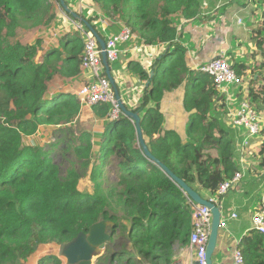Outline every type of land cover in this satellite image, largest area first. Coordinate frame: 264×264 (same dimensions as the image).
Instances as JSON below:
<instances>
[{"label": "trees", "instance_id": "obj_1", "mask_svg": "<svg viewBox=\"0 0 264 264\" xmlns=\"http://www.w3.org/2000/svg\"><path fill=\"white\" fill-rule=\"evenodd\" d=\"M90 1L97 11L87 16L72 12L65 0L68 11L59 0H0V264H30L36 256V264H63L56 254L40 256L41 248L68 243L99 221L113 228L95 264H173L175 247L189 243L197 204L161 165L203 199V193L215 196L222 182L242 171L234 160L235 135L225 122L221 94L208 75L187 66L181 26H176L203 15L210 0ZM256 6L261 10L252 30L253 56L262 63L248 82V98L264 115V0H257ZM60 12L72 28L50 35L47 28L62 17ZM101 18L109 27H130L146 46H165L149 71L139 63L128 65L147 85L142 103L131 111L140 118L149 156L121 110L110 118L109 103L91 107L96 120L91 131L76 127L82 104L72 91L83 74L82 31L96 33L105 42L97 29ZM45 28L33 41L24 40ZM230 65L244 77L246 67ZM180 86L188 115L184 133L179 127H165L161 108L166 93ZM115 89L111 87L114 94ZM44 127L55 128L60 138L36 144L33 138ZM258 157L257 168L264 173V141ZM112 158L116 180L105 188V167ZM87 176L92 193L77 188ZM237 247L244 264H264V235L253 231L252 238Z\"/></svg>", "mask_w": 264, "mask_h": 264}, {"label": "crops", "instance_id": "obj_2", "mask_svg": "<svg viewBox=\"0 0 264 264\" xmlns=\"http://www.w3.org/2000/svg\"><path fill=\"white\" fill-rule=\"evenodd\" d=\"M68 2L69 8H73V6H77V3L79 4L78 0L73 1V0H65ZM84 5L85 1L81 0ZM217 1V0H216ZM257 1V0H256ZM91 2V1H90ZM229 4V5H228ZM82 5V3H81ZM204 6V13L203 15H208L210 14L211 16H214V22H224L225 27L224 28H218L217 30H213L212 28H206L209 30V35L208 38H205L203 35V28L201 25H197L196 22H191L189 24L185 25H179L181 26L180 28L178 27V30L181 35V42L182 44L186 47V57L185 61L186 64L189 68L192 69H199L207 64L209 61L216 59V58H224L227 59L228 61L231 58H236L239 55L243 54L247 56V59L245 62H241L240 64L246 67L247 69L245 70V74L249 73L250 69H253L254 66L258 68L260 66L261 60L259 57L253 56V40H252V30L254 29V23H257V11L255 12L253 10L258 9V6H254L257 4H253L252 0H224V4L222 5H227V6H218L215 2H211V4L208 6ZM222 7V8H221ZM70 8V9H71ZM96 6L90 5V9H95ZM253 8V10H252ZM84 9L81 7L78 9V12L84 13ZM260 11V10H259ZM65 17L66 16H62ZM243 17L246 18V24L244 23V20L242 19ZM216 19V20H215ZM198 20V19H197ZM230 22L231 27L228 24ZM201 24V23H200ZM228 24V25H227ZM73 23L66 19V22H62V19H55L54 22L47 28L48 33L50 35L56 36L58 32H61L63 30H69L72 28ZM192 25V27L190 26ZM97 27H99L101 34L104 36V38H107L110 35H113L117 32H119L122 28L121 25L109 27L105 24L98 23ZM111 28V29H109ZM46 32L45 29H41V32H33L35 35L33 36L32 40L33 41L38 35H43ZM212 32H215L216 35L213 36ZM134 34V32H133ZM183 34L186 35V38H188V42H184L183 39ZM246 35L248 37V44L250 45V50L245 51L240 40V36ZM135 36V34H134ZM225 39L227 45L225 48L223 46H219L220 44L219 39ZM28 41V40H26ZM232 41L236 42V45L238 47V50L234 52V56L232 57L231 55H228V52L231 50L230 43ZM165 49V46L162 45H152V46H146L142 42V40L139 39L138 36H135L130 42H128L125 45H122L120 47V54L118 59L120 58V62L122 65H118L119 67L115 68L117 71H122V67L126 66V64L130 62H135L139 63L144 70L149 71L150 69V64L154 61L156 56H159L160 54L163 53ZM208 49L209 52L214 51L215 56L208 60L205 64L201 65V54L203 50ZM220 50V52H217ZM207 51V50H206ZM158 52V53H156ZM131 55H134V58L132 59ZM252 56V59H251ZM258 58V59H256ZM118 59L116 61H118ZM249 60L253 63L251 65L249 63ZM235 63L238 61H234ZM240 62V61H239ZM115 63V62H114ZM228 63L231 64L229 61ZM255 63V64H254ZM201 65V66H200ZM110 67V66H109ZM256 68V69H257ZM111 68H109V74H111ZM152 73V72H151ZM129 74V73H128ZM119 80H122L123 74L119 75ZM125 79V77H124ZM244 79V78H243ZM118 81H113L115 84ZM249 80V79H248ZM89 81V74L88 72L84 71L83 74L80 76L79 79V85L78 87L72 91L75 95L81 84L84 82ZM122 83V82H121ZM185 84V83H184ZM147 85L145 84L144 81L139 80V78L135 75L131 74V84L128 83H123L118 85L119 89V95L121 102L125 107L128 108L129 111L132 109L136 108L138 105H140L142 102V99L145 96V87ZM238 85H231L226 88V92H222L220 89H217L219 93L221 94L220 99H223L224 107L226 106V111L228 110H235L237 108L238 103L241 101L238 100L240 99L238 97L237 90L234 87H237ZM248 87L245 90H247ZM181 90L182 91V96L176 97L174 94L177 93V91ZM249 93V90H248ZM246 94V93H245ZM248 95V94H246ZM183 96H184V86H180L178 89H176L174 92L166 93L164 96V99L162 100L161 103V108L162 111L164 112L165 115V127L167 129H175L177 128L178 123L182 124V131L183 133L186 130V125H187V120H188V115L183 109L182 101H183ZM142 98L139 101H136L139 98ZM240 101V102H238ZM243 101V100H242ZM229 105H232L229 107ZM111 112V111H110ZM227 114V113H226ZM260 115V114H259ZM110 116V114H109ZM264 116V115H263ZM261 117V115H260ZM78 122L83 125H88L89 128L93 129L94 125L96 123V120L92 114L91 107H87L82 105L81 107V112L78 118ZM225 122L227 123V115L225 117ZM83 129V128H82ZM91 129H84L91 131ZM262 130V128H261ZM41 131V130H40ZM233 132V131H232ZM234 135L236 136V142H235V158L234 160H238L237 156V148L239 146V142L241 141L242 137L238 131L233 132ZM261 134V133H260ZM262 135V134H261ZM260 135V136H261ZM186 138V136H183ZM252 147L249 148V150L244 151L245 158H248V160L252 157L255 156L257 152H255V149H259V144L264 141L262 137L259 139H252ZM214 155V153H212ZM235 162L238 164V161ZM258 162H256L257 164ZM256 171H260L257 167H254ZM249 169V168H248ZM247 170V168H245ZM250 171L249 173H251ZM248 173V174H249ZM261 173V172H260ZM247 174V176H248ZM261 175H264V173H261ZM82 180V179H81ZM80 180V181H81ZM79 181V182H80ZM90 181V180H89ZM91 183V182H90ZM257 182H254L252 184H255ZM238 184H242V182H239ZM245 185L243 182L241 187ZM237 187V186H236ZM235 187V189H236ZM262 189V188H261ZM80 191V190H79ZM251 191V189H250ZM82 192V191H80ZM243 192V191H242ZM241 192V193H242ZM85 193V192H84ZM89 193V192H88ZM92 193V192H91ZM229 191L223 195L221 198L220 196H216L218 200L221 202V222L225 224L224 227L219 228V234H218V242H217V247L216 250L213 254L214 257V263L213 264H232V254L235 249V247L242 245L243 242L247 239L252 238V232L253 230V223H252V218L256 212L259 211L261 208V202L263 201V197L259 198L258 193L255 194H246L242 195L240 197L233 196L229 202L225 201ZM203 196L208 199L214 198L215 196H210L208 193H203ZM261 200V201H260ZM252 205L251 208H253V212L250 210V206ZM223 207V209H222ZM248 209V210H247ZM226 214V215H225ZM232 214L236 215V218H232ZM245 217V218H244ZM241 218H243L241 220ZM232 221L233 224L230 226L228 225V222ZM222 229V230H221ZM222 231V233L220 232ZM223 233H225L226 237L230 240V243H227L224 238H223ZM239 248V247H238ZM256 248V247H255ZM254 248V249H255ZM240 249V248H239ZM174 258H173V263L177 264H191L193 263V256L192 252L189 249V245L183 246V245H177L174 250ZM63 264L64 261L62 260Z\"/></svg>", "mask_w": 264, "mask_h": 264}, {"label": "built area", "instance_id": "obj_3", "mask_svg": "<svg viewBox=\"0 0 264 264\" xmlns=\"http://www.w3.org/2000/svg\"><path fill=\"white\" fill-rule=\"evenodd\" d=\"M99 23L107 25L106 20L102 18L99 20ZM82 33L85 42L82 69L83 72H88L89 81L81 84L76 92V96L81 104L87 107H92L99 103L111 104L110 118L115 119L120 113V108L111 90L108 78L103 76L104 67L102 65L100 46L92 34L85 31H82ZM133 37V32L128 27H124L119 32L108 36L104 42L107 63L115 62L120 54L119 45L127 44ZM200 71L208 75L215 88L220 89L222 92H226V88L231 85H239L241 81L239 79L240 77L236 75V72L224 58H216L209 61L200 68ZM228 112H230L229 115L231 116V127L238 130L242 137L238 146V152L242 156L244 151L252 147V139L260 134L261 117L249 101L246 100L238 103L235 110H229ZM238 165L242 171H237L231 179L222 182L217 190L216 196L225 195L230 189L237 186L243 178L245 168L242 167V162ZM216 196L209 199V202L220 209L221 202ZM192 210V229L188 243L193 256V263L191 264H207L206 249L212 216L209 208L203 205L193 206ZM232 218H236V215L232 214ZM252 223L253 230L264 235V208L259 209L254 214ZM224 226L225 224L220 222V227ZM232 264H244V256L238 247H235L233 251Z\"/></svg>", "mask_w": 264, "mask_h": 264}, {"label": "rangeland", "instance_id": "obj_4", "mask_svg": "<svg viewBox=\"0 0 264 264\" xmlns=\"http://www.w3.org/2000/svg\"><path fill=\"white\" fill-rule=\"evenodd\" d=\"M73 1H77V0H73ZM85 1V5H84V3L81 1V0H78V2H79V4L77 3V6L75 7V6H73V8H71V11L72 12H77L78 11V9L81 7L82 9H84L85 11H84V13L87 15V16H89V15H94L95 13H96V11H97V7L93 10V9H90V5H92V3L90 2V0H84ZM233 1V0H232ZM253 1V4H257V1L256 0H252ZM211 2H215L218 6H227V5H222V4H224V0H210V3H209V5L211 4ZM81 3H82V5H81ZM208 5V6H209ZM229 5V4H228ZM254 6H256V5H254ZM221 7V8H222ZM252 10H253V8H252ZM256 10H258L257 11V20H258V15H259V13H260V11L259 10H261V7L260 8H258V9H256L255 8V10H253L254 12L256 11ZM60 14H61V12H60ZM62 16H65L64 14H61ZM62 18V17H61ZM67 18V17H66ZM214 16H211L210 14H208V15H200L199 16V18H197V19H194V20H192V21H190V22H187V24H189V23H191V22H196L197 21V25L199 26V25H201V27L203 28V30H204V32H203V35L205 36V38H208V33H209V30L208 29H206V28H212L213 30H217L218 28H224L225 27V25H224V22L223 21H221V22H214L213 20H214ZM246 18L247 17H243L242 19L244 20V23L246 24ZM69 19V18H68ZM216 20V19H215ZM62 22H65L64 20H62ZM99 23V22H98ZM201 23V24H200ZM114 24V23H113ZM179 24H181V22L179 21V22H177L176 23V26L177 25H179ZM186 24V23H185ZM184 24V25H185ZM228 24L230 25L231 23L230 22H228ZM227 24V25H228ZM255 24L256 23H254L253 25L255 26ZM109 25H112V23H109ZM115 26H116V24H115ZM191 27H192V25H190ZM227 27H231V25L230 26H227ZM130 28V27H129ZM97 29H98V31H99V33H101V31H100V29H99V27H97ZM109 29H111V28H109ZM131 29V28H130ZM132 32H134V34H135V31L134 30H132ZM36 33V32H35ZM35 33H33V32H31V33H29V34H27L26 35V37H25V39L24 40H28V41H30V40H32V38H33V36L35 35ZM133 34V35H134ZM212 34H213V36H215L216 35V33L215 32H212ZM135 36H136V34H135ZM134 36V37H135ZM133 37V38H134ZM186 38V35L185 34H183V39H185ZM240 40H241V44H242V46H243V48H244V50L245 51H249L250 50V45L248 44V37L246 36V35H242V36H240ZM184 42H188V38H186L185 40H184ZM219 42H220V44H218L219 46H223V48H225L226 47V45H227V43H226V41H225V39L223 38V39H219ZM122 45H125V44H121V45H119V49H120V47L122 46ZM230 46H231V50L228 52V55H231L232 57L234 56V52L236 51V50H238V47H237V45H236V42L235 41H232L231 43H230ZM207 50V51H206ZM206 50H203V52H202V54H201V65H203V64H205L208 60H210V59H212L214 56H215V52L214 51H211V52H209L208 51V49H206ZM217 52H220V50H218ZM156 53H158V52H156ZM131 57H132V59L134 58V55H131ZM246 59H247V56H245V55H243V54H241V55H239L238 57H236V58H231L229 61L231 62V64H233V63H235L234 61H238V62H236V63H241V62H245L246 61ZM251 59H252V56H251ZM254 59V58H253ZM252 59V60H253ZM256 59H258V58H256ZM226 61H228L227 59H226ZM228 61V62H229ZM240 61V62H239ZM258 61H259V59H258ZM260 62V61H259ZM249 63L251 64V65H253V63L249 60ZM255 64V63H254ZM118 65H122L121 64V62H120V58L118 59V61H115V63L114 62H109V66H110V68H111V74H110V77L112 78V80L113 81H118L119 80V75H122L123 74V77H122V80L120 81L119 80V82H117L116 83V85L118 86V85H120V84H125V83H128V84H131V72L130 71H128V63L126 64V66H124V67H122V71H117V70H115V68L117 67H119ZM200 65V66H201ZM256 68H257V66L255 67L254 66V68L253 69H250L249 70V73L248 74H245L244 75V77H242V78H239L241 81H240V83H239V85L237 86V87H234L235 89H233V90H237L238 88H239V90L237 91V93H238V97L240 98V99H238V100H240V101H242V100H246V101H249V98H248V95H246V94H248V89L247 90H245L244 91V89H246L247 87H248V82H249V80L251 79V76L254 74V72H255V70H256ZM129 73V74H128ZM124 77H125V79H124ZM256 77V75H254V78ZM244 78V79H243ZM249 79V80H248ZM122 82V83H121ZM259 84V83H258ZM258 84H255L256 86L258 85ZM111 85V84H110ZM259 86V85H258ZM112 87V86H111ZM246 93V94H245ZM115 95V94H114ZM177 98L178 97H180V96H182V91L181 90H179V91H177V93H175L174 94ZM142 98L140 97L139 99H137L136 101H139V100H141ZM144 99V98H143ZM143 99H142V101H143ZM141 101V102H142ZM240 101H238V102H240ZM218 105V104H217ZM217 105H216V109H218L217 108ZM232 105H229V107H231ZM225 109H226V106L224 107ZM229 111V110H228ZM229 113L230 112H228L227 113V122H228V126L230 127V129L234 132V131H238V130H236V129H234V128H232L231 127V116L229 115ZM177 125V127H179V128H182V124L181 123H178V124H176ZM76 127L77 128H83V129H91V128H89L88 127V125L86 126V125H83V124H80L79 122L77 123V125H76ZM260 127L262 128V130H261V134H259L258 136H256L254 139H259V137L261 138L262 137V139H264V116L263 115H261V122H260ZM92 130V129H91ZM54 131H55V128H53V127H44V128H42L41 129V131L33 138V141L36 143V144H40V145H47L49 142H55V140H56V137L57 138H60V134H55L54 135ZM261 135V136H260ZM233 141H234V143L236 142V136H234V139H233ZM240 143V142H239ZM46 149H50V147L49 146H46L45 147ZM249 150V149H248ZM258 150L259 149H255V152H257L256 154H255V156L254 157H252V158H250L249 160H248V158H245V154H243L242 156H240V154H239V152H238V148H237V156H238V160H236V161H238V164H240V162H242V167L243 168H249L247 171L245 170L244 171V177L241 179V182H242V184H243V182L245 183V185H243L242 187L240 186V185H242V184H237V187H236V189H235V187L234 188H232V189H230L229 190V193H228V195H227V197H226V199H225V201H228L229 202V200L233 197V196H237V197H240V196H242L243 194L244 195H246V194H248L249 192V194H253L254 196H255V194L256 193H258V195H262V194H264V175H261V173H260V171L258 172V171H256L255 170V168L254 167H257V165H258V163H259V158L260 157H258ZM249 152H250V150H249ZM59 153H58V149H54V151H52V155L53 156H56V155H58ZM59 161V160H58ZM256 162H258L257 164H256ZM115 170H116V160L114 159V158H112V161H111V163H109V165H107L106 167H105V171H106V180L103 182V184H105V188H108L109 186H107V184L108 183H111V182H113L114 180H116V172H115ZM250 171H252L251 173H249ZM249 173V174H248ZM247 174H248V176H247ZM254 182H257V183H255V184H252V183H254ZM78 190H80V191H82V192H89V193H91V192H93V185H92V183H90V181H89V177L87 176L86 178H83L79 183H78ZM262 188V189H261ZM250 189H251V191H250ZM243 191V192H242ZM242 192V193H241ZM252 207V205L250 206V211L251 212H253V208H251ZM222 209H223V207H222ZM248 210V209H247ZM226 215V214H225ZM245 218V217H244ZM243 218H241V220H242ZM233 224V222L232 221H229L228 222V225H232ZM222 230V229H221ZM221 233H222V231H220ZM223 238H224V240L227 242V243H230V240L226 237V235H225V233H223ZM46 248H41V250L42 251H40V256H42V255H44V254H56L57 253V250H58V248H57V246L55 245V244H53V245H50L49 246V249H47V250H45ZM95 258H94V262H95ZM214 257L212 256V262L214 263ZM36 261H37V256L36 257H33L32 258V260L30 261V264H36Z\"/></svg>", "mask_w": 264, "mask_h": 264}, {"label": "water", "instance_id": "obj_5", "mask_svg": "<svg viewBox=\"0 0 264 264\" xmlns=\"http://www.w3.org/2000/svg\"><path fill=\"white\" fill-rule=\"evenodd\" d=\"M59 2L61 6H63V9L65 11H68V7L65 5L64 0H59ZM94 36L97 39L101 49L102 63L106 69L107 78L111 86L115 89L114 82L110 77L106 61L105 43L99 38L96 33L94 34ZM48 97L49 94H46V98ZM115 97L121 112L125 114L134 124L138 136V141L142 146L144 152L149 156L147 147L142 137L140 129V118L138 114L126 110V108L122 105L120 96L118 95L116 89ZM161 167L181 187V189L188 195V197L193 203L197 205H203L209 208L212 216V221L206 249V260L207 264H213L212 256L217 247L218 234L221 222L220 209L211 202L201 198L196 192L191 190L182 180L174 176L166 167L162 165ZM110 228H113V224L107 221H99L97 223L92 224L88 228L86 233L80 232L75 238H73L68 243L57 246L58 250L56 256L62 259L64 261V264H95L94 258L97 256H101L104 253L106 245L110 241Z\"/></svg>", "mask_w": 264, "mask_h": 264}, {"label": "clouds", "instance_id": "obj_6", "mask_svg": "<svg viewBox=\"0 0 264 264\" xmlns=\"http://www.w3.org/2000/svg\"><path fill=\"white\" fill-rule=\"evenodd\" d=\"M230 64V63H229Z\"/></svg>", "mask_w": 264, "mask_h": 264}]
</instances>
